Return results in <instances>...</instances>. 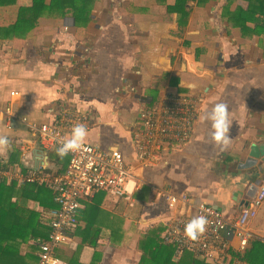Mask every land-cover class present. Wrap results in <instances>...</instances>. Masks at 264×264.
<instances>
[{
    "label": "crops",
    "instance_id": "0c3cea01",
    "mask_svg": "<svg viewBox=\"0 0 264 264\" xmlns=\"http://www.w3.org/2000/svg\"><path fill=\"white\" fill-rule=\"evenodd\" d=\"M173 4L0 0V135L11 141L0 152V167L14 158L24 168L49 160L52 172L64 170L47 157L58 148L42 143L21 117L57 125L60 110L73 107L93 124L85 142L117 149L135 163L137 140L131 128L137 113L154 107L166 93L191 94L196 101L190 139L168 142L156 165L135 169L132 202L96 197L99 191L88 199L99 198L105 217L121 216L126 226L120 244L100 237L82 252L79 264H139L137 239L150 226L192 216L203 202L232 219L251 203L258 187L252 197L248 189L256 181L264 184L263 159L243 166L249 146L264 145V35L243 31L228 18L229 10L237 9L241 24L252 28L256 15L247 10V0H190L179 25L183 7ZM74 8L89 9V17L77 20ZM220 102L228 105L232 122L231 144L223 151L204 119ZM174 189L186 192L191 203L166 202L164 192ZM84 207L83 202L80 210ZM93 225L104 228L108 222L99 217ZM245 228L247 245L240 249L238 240H231L230 263L264 264V200L251 210ZM77 231L72 229L59 254L72 255L81 239ZM161 250L157 259L167 261V249ZM59 264L65 263L60 259Z\"/></svg>",
    "mask_w": 264,
    "mask_h": 264
},
{
    "label": "built area",
    "instance_id": "2783aa9c",
    "mask_svg": "<svg viewBox=\"0 0 264 264\" xmlns=\"http://www.w3.org/2000/svg\"><path fill=\"white\" fill-rule=\"evenodd\" d=\"M196 101L191 94L166 93L158 103L137 113L131 128L137 140L136 162L126 161L117 149L104 150L97 144L84 141L81 150L68 154L64 170L49 172L43 161L33 168H24L14 158L0 167V181L43 184L52 193L54 217L49 223L48 239L40 245V257L36 264H59V253L69 239V233L77 224V215L84 200L98 191L108 199L125 198L133 201L136 168L147 169L156 165L167 152L170 141L185 142L190 139L195 117ZM7 121L12 110L5 107ZM27 128L42 142L60 148L71 138L74 125L82 123L87 130L93 124L87 114L73 107L62 108L57 125L36 122L21 117ZM24 154L22 155V157ZM164 199L171 205H189L190 196L180 190H167ZM264 200V184H260L248 206L240 208L237 216L227 219L216 206L208 203L195 205L192 216L171 218L165 225L161 238L174 245L176 257L188 250L204 258L209 264H231L229 249L231 240H238L244 249L249 239L245 225L254 207ZM206 216L209 224L206 233L193 243L184 236V227L193 217Z\"/></svg>",
    "mask_w": 264,
    "mask_h": 264
},
{
    "label": "trees",
    "instance_id": "16d2710c",
    "mask_svg": "<svg viewBox=\"0 0 264 264\" xmlns=\"http://www.w3.org/2000/svg\"><path fill=\"white\" fill-rule=\"evenodd\" d=\"M55 1L57 0H53V2ZM188 1L190 0H174V7H178V5L183 7V11H180L182 18L179 25L187 13V11L185 13L184 6ZM202 1L197 0L199 3ZM247 1V10L256 15L254 26L252 28L247 27L243 22L237 27L243 31L248 30L252 34L262 36L264 35V0ZM87 2H91V0H83V4ZM229 12L231 14L228 18L233 26H235L238 19L243 20L239 10H229ZM73 16L77 17V20L79 17L87 19L89 9L78 10L74 8ZM47 157L50 161L53 159L63 169L68 162V155L61 159L57 155V149L51 150ZM44 163L46 170L52 172L53 167L50 165L49 160ZM104 195L105 192L99 191L96 197L102 198ZM96 197L83 201L85 207L77 215L75 234L77 227L79 229L77 233L79 232L81 239L76 243L72 255H58L65 264H79L82 252L89 248L92 249L96 240L100 237H107L111 240L115 238L114 240H116V233H118L117 242L114 240L110 242L120 244L122 241L126 220L116 214H113L111 218H106L107 211L98 206L100 199ZM29 203H32V205L29 206ZM53 211L52 193L43 184H17L16 182L0 181V264H36L40 257V245L48 239L49 223L54 217ZM99 217L105 218L108 222V225L104 228L93 225L94 219ZM163 229L164 226L161 224L152 225L146 229L143 237L137 239L136 246L140 252L139 264L145 263L146 259L151 264H209L204 258L195 256L188 250L176 257L174 245L166 244L160 238ZM163 248L167 249L166 253L169 259L161 262L156 256ZM94 254L97 255L93 252Z\"/></svg>",
    "mask_w": 264,
    "mask_h": 264
},
{
    "label": "clouds",
    "instance_id": "9594fccd",
    "mask_svg": "<svg viewBox=\"0 0 264 264\" xmlns=\"http://www.w3.org/2000/svg\"><path fill=\"white\" fill-rule=\"evenodd\" d=\"M194 87V86H193ZM205 120L211 122L212 141L222 151L226 150L231 144L230 129L232 122L229 118V108L226 103H216L212 110L206 114ZM87 127L82 123L73 126L71 138L63 143L57 149V155L63 159L70 152L75 153L81 150L84 146V141L87 138ZM11 146L10 139L5 135H0V152L7 151ZM209 221L206 216L199 215L193 217L184 227V236L187 240L196 243L199 241L206 231Z\"/></svg>",
    "mask_w": 264,
    "mask_h": 264
},
{
    "label": "water",
    "instance_id": "95a60500",
    "mask_svg": "<svg viewBox=\"0 0 264 264\" xmlns=\"http://www.w3.org/2000/svg\"><path fill=\"white\" fill-rule=\"evenodd\" d=\"M248 157L243 162L244 167H249L253 164H255L257 158H261L264 160V145H258L256 143H253L249 146V153ZM259 181H256L254 185H252L248 191L247 196L252 197L253 193L255 192V189L259 186Z\"/></svg>",
    "mask_w": 264,
    "mask_h": 264
},
{
    "label": "rangeland",
    "instance_id": "374dc122",
    "mask_svg": "<svg viewBox=\"0 0 264 264\" xmlns=\"http://www.w3.org/2000/svg\"><path fill=\"white\" fill-rule=\"evenodd\" d=\"M99 1V0H96ZM93 2V1H92ZM242 23V20L238 19V21L236 22L235 26H238ZM32 205V203H29V206Z\"/></svg>",
    "mask_w": 264,
    "mask_h": 264
}]
</instances>
